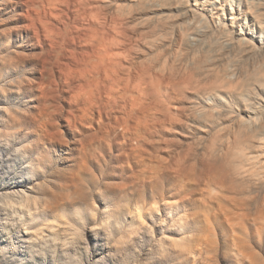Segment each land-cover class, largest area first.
<instances>
[{
    "label": "bare ground",
    "instance_id": "obj_1",
    "mask_svg": "<svg viewBox=\"0 0 264 264\" xmlns=\"http://www.w3.org/2000/svg\"><path fill=\"white\" fill-rule=\"evenodd\" d=\"M227 15L230 17L225 18ZM241 17L247 26L256 27L259 37L244 36ZM263 40L264 0H0V95L14 104L2 109L0 141L16 145L24 159L23 168L30 173L24 181L35 193L32 202L27 199L30 214L22 217L23 225L40 230L30 227L32 203L35 210L46 214L48 222H59L61 217H70V208L90 205L88 192L96 187L112 206L106 223L112 232L113 216L125 207L114 202L113 191L101 187L99 178L109 172L108 168L103 170L105 156L94 161L99 178L94 171L81 169L77 179L81 189L77 180L73 182L78 160L74 158L80 157L78 126L101 120L104 113L98 95L89 89L91 78L99 80L97 89L107 93L112 91L110 86L123 80V90L136 93L139 103L178 117L174 124L166 122L162 127L181 137L175 149L186 150L195 160L198 152H203V160L224 168L241 201L231 209L232 214H239L238 220L224 215L227 225L220 224L222 218L215 222L222 228L231 226L232 233L235 226L247 224L251 204L257 202L254 194L264 190L263 151L259 153L264 150V111L257 110L262 98L258 95L264 91ZM121 73L126 74L125 79ZM59 81L67 89L76 88L75 101L79 102L75 113L59 114L70 138L65 137L56 118L48 123L39 111L42 99L60 88ZM251 110L259 116L250 117L248 122L243 114ZM150 124L149 115L139 117L136 128L142 134L134 139L143 142L150 137ZM126 129L130 126L122 128V135ZM179 195L175 192L162 199L167 209L182 208L190 197L185 195L181 201ZM141 200L135 199L132 210L128 209L141 215ZM155 200L146 202L147 211L158 210ZM19 204L24 205L22 201ZM205 208L197 216V224L203 228L200 235L195 233L199 237L183 245L175 242L180 254H189L209 242L208 233L215 225ZM189 216L180 215L174 225L183 227L190 222ZM127 244L125 237H120L115 246Z\"/></svg>",
    "mask_w": 264,
    "mask_h": 264
},
{
    "label": "rangeland",
    "instance_id": "obj_2",
    "mask_svg": "<svg viewBox=\"0 0 264 264\" xmlns=\"http://www.w3.org/2000/svg\"><path fill=\"white\" fill-rule=\"evenodd\" d=\"M228 16L230 17L227 15L225 18ZM241 19L243 23L240 28L246 32L245 37L260 36L255 30L256 27L247 26L244 18ZM237 32L239 33V30ZM41 67L39 61L38 68ZM38 77L41 80L42 77L40 75ZM45 77L44 75L43 79ZM120 77L125 79L126 74L121 73ZM91 80H93L91 85L86 84L98 95L100 104L104 106V113L101 120L95 119L91 124L78 126L81 128L79 129L81 142L77 143L76 148L80 151L78 155L80 157L75 153L74 160L77 158L78 160L74 168L73 182L76 183L80 178L78 172L81 169H84V172L94 171L98 177L94 161L97 162L99 156H105L103 170L108 168L109 172H103V176L98 177L101 187L106 191H113L114 202L119 203V206L124 203L127 208L120 207L122 212L119 209L120 212L113 216L112 232L106 224L112 206L109 200L104 198L102 191H98L96 187L88 192L92 198L87 203L90 205L81 206L82 208L78 210L70 208L67 212L70 217H63L64 219L61 217L59 222L51 223V220L48 222L46 214L41 209L35 210V204L32 203L31 208L34 209L31 210L30 227L40 230L28 229L29 225H23L22 217L30 214L26 209L27 199L29 197L32 202L35 194L30 190L32 185L26 182L29 179L26 177H30V173L23 168L24 159L15 150L16 145L12 141H0V264H264V190L254 194L257 202L251 204L249 210L251 216L245 220L247 224L243 223L242 227L235 226L236 232L233 233L234 228L229 229L231 227L229 225L219 227L217 223L224 215L238 220L239 214H232L231 209H235L238 203L239 205L241 203L239 198L237 199V192L235 193L228 183L224 168L203 160L201 158L203 152L201 155L198 152L199 157L195 160L186 150H176L181 137L166 132L162 127L166 122L174 124L178 117L151 109L152 106L146 103L145 107L144 102L139 103V96L136 93H132L130 89L123 90V80L110 86L112 91L109 90V93L97 89L99 80L95 81L92 78ZM58 84L60 88L49 92L47 99L45 97L42 99L39 111L40 113L42 111L44 116L42 120L45 119L44 121L48 123L55 121L53 118H56L57 122L62 124L61 129L65 137L70 138L69 130L65 129L67 126L60 120L61 115L65 117L78 110L79 102L75 101L76 88L67 89L63 87L61 81ZM263 93L258 95L262 96L257 109L261 112L264 111ZM0 96L2 120V109L14 104L10 103L7 97ZM110 97V102L107 103ZM251 112L243 114L248 122L251 120L250 117L259 116L255 115L258 111ZM144 114L149 115L153 124L149 125L151 130L150 137L147 136L148 140L145 138V141L140 142L139 138L138 141L134 139L142 134L136 128V123ZM128 116L136 118L128 119ZM94 123L95 125H92ZM126 125L130 126V129H126V134L122 135L121 130ZM87 126L89 128L83 129ZM203 143L205 144L204 141ZM260 152L264 156V150L261 149ZM263 156L261 158L264 160ZM78 182L80 181L77 180V187L80 184ZM71 188L77 191L75 190L77 188ZM79 188L81 189V186ZM175 192L180 194L178 198L181 201L185 195L190 196L187 202L182 203V208L179 206L174 208L176 212L173 208L167 209V202L162 200L164 197L169 199L167 197H171ZM141 195L144 197L141 198ZM154 198L158 210L149 212L146 210L149 206L146 202ZM130 199L133 203L129 201ZM135 199H143L140 201V204L144 205L141 215L131 212ZM20 201L24 203L23 206L19 204ZM204 207L211 216V222L214 221L212 224L215 225L210 235L208 233L209 242L204 247L193 248L192 254L191 252L180 254L175 242L183 245V242H190L194 236L199 237L196 235H200L199 230L202 231L203 228L201 229V224H197V216ZM180 215L193 217L192 219L188 217L190 222L178 227L174 223ZM223 218L220 224L225 226ZM225 228L226 230H223ZM120 237H125L128 241L122 248L115 246Z\"/></svg>",
    "mask_w": 264,
    "mask_h": 264
}]
</instances>
